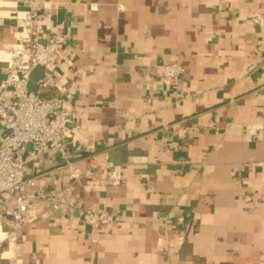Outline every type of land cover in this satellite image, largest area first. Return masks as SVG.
Masks as SVG:
<instances>
[{
    "label": "crops",
    "instance_id": "obj_1",
    "mask_svg": "<svg viewBox=\"0 0 264 264\" xmlns=\"http://www.w3.org/2000/svg\"><path fill=\"white\" fill-rule=\"evenodd\" d=\"M35 1L39 40L58 35L61 60L56 73L37 68L30 88L73 94L77 143L28 161L25 175L62 189L104 154L123 183L87 191L78 179L0 264H264V28L249 21L264 0ZM29 4L0 0V78ZM174 61L178 98L161 80ZM90 207L121 224L84 226Z\"/></svg>",
    "mask_w": 264,
    "mask_h": 264
},
{
    "label": "built area",
    "instance_id": "obj_2",
    "mask_svg": "<svg viewBox=\"0 0 264 264\" xmlns=\"http://www.w3.org/2000/svg\"><path fill=\"white\" fill-rule=\"evenodd\" d=\"M29 6L16 14L17 25L21 27L14 44L5 50V74L0 78V250L16 251L19 233L45 214L62 209L68 204L72 184L84 180L87 191H105L109 186L123 183L121 164L110 161L104 154L89 158V165L83 173L72 175L68 186L58 190H46L37 186L25 175L28 161L40 160L52 152H63L67 146H75L77 137L70 127L75 111L72 93L47 98L30 88L31 74L37 68L56 73L61 60L59 37L52 34L47 42H41L36 22L44 16L38 1L29 0ZM96 9V4L91 5ZM250 23L264 28V12L253 11ZM183 67L176 61L162 66L161 80L174 88L179 97L177 79ZM179 137L186 135L185 128L177 130ZM47 200L48 207L32 215L30 212ZM81 223L97 229L106 225H120L122 219L110 211L87 208L80 213ZM185 223L183 213L177 224ZM6 244L7 249H3Z\"/></svg>",
    "mask_w": 264,
    "mask_h": 264
},
{
    "label": "bare ground",
    "instance_id": "obj_3",
    "mask_svg": "<svg viewBox=\"0 0 264 264\" xmlns=\"http://www.w3.org/2000/svg\"><path fill=\"white\" fill-rule=\"evenodd\" d=\"M0 235H1V233H0Z\"/></svg>",
    "mask_w": 264,
    "mask_h": 264
}]
</instances>
